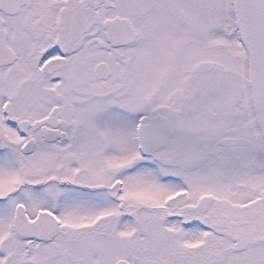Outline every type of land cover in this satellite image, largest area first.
<instances>
[{
  "label": "snow or ice",
  "instance_id": "snow-or-ice-1",
  "mask_svg": "<svg viewBox=\"0 0 264 264\" xmlns=\"http://www.w3.org/2000/svg\"><path fill=\"white\" fill-rule=\"evenodd\" d=\"M0 264H264V0H0Z\"/></svg>",
  "mask_w": 264,
  "mask_h": 264
}]
</instances>
